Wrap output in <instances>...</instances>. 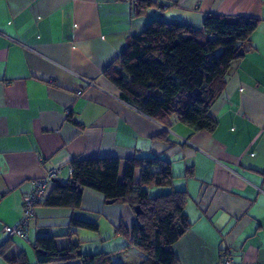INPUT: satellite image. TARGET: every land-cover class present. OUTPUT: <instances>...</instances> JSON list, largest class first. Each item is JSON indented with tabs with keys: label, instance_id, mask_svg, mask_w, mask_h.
<instances>
[{
	"label": "crops",
	"instance_id": "0c3cea01",
	"mask_svg": "<svg viewBox=\"0 0 264 264\" xmlns=\"http://www.w3.org/2000/svg\"><path fill=\"white\" fill-rule=\"evenodd\" d=\"M135 1L0 0V264H82L79 255L97 253L113 264L141 263L145 253L126 247L135 220L126 203H108L91 188L78 207L45 201L56 181L70 180L73 160L116 158L121 181L126 161L144 157L169 161L172 189L187 196L190 226L172 245L179 264H220L224 249L236 264H264V0H157L139 8ZM207 14L258 19L250 49L231 62L208 110L213 130L175 115L162 123L119 97L105 70L119 68L131 37L153 20L201 29ZM52 168L62 171L26 235L5 234L21 220L34 181ZM45 237L57 249L77 246L78 257L39 262Z\"/></svg>",
	"mask_w": 264,
	"mask_h": 264
},
{
	"label": "trees",
	"instance_id": "16d2710c",
	"mask_svg": "<svg viewBox=\"0 0 264 264\" xmlns=\"http://www.w3.org/2000/svg\"><path fill=\"white\" fill-rule=\"evenodd\" d=\"M156 4L157 0L135 1L136 8ZM257 24V18L220 14H207L201 29L153 20L129 39L119 68H107L105 75L119 89L123 101L148 116L166 123L175 115L195 130L211 131L216 121L208 110L225 85L231 62L250 49ZM137 165L140 178L135 183ZM71 166L70 180L56 181L45 205L78 207L85 188L100 192L106 201L126 203L135 211L126 247L135 246L145 253L139 264H179L172 245L190 221L184 211L185 192L172 189L169 161L159 157L130 159L121 181L116 158L78 159ZM152 187L169 191L152 196L145 189ZM74 224L95 227L80 221ZM37 250L41 263L78 257L77 246L57 249L51 237L41 238ZM79 257L82 264H113L108 253Z\"/></svg>",
	"mask_w": 264,
	"mask_h": 264
},
{
	"label": "built area",
	"instance_id": "2783aa9c",
	"mask_svg": "<svg viewBox=\"0 0 264 264\" xmlns=\"http://www.w3.org/2000/svg\"><path fill=\"white\" fill-rule=\"evenodd\" d=\"M80 78L82 84H92V82L86 78L81 76H77ZM82 84L78 88L75 89V93L77 95L82 93ZM62 171V168H52L50 169L46 175L42 178L36 179L34 181L33 190L23 197V214L19 223L15 225H6L3 228V231L8 236H21L24 237L26 235V231L28 228L29 221L35 215L36 206L42 201L43 193L48 185V183L56 178ZM70 172H72V168L70 167ZM220 264H236L232 257V252L229 249H224L221 253Z\"/></svg>",
	"mask_w": 264,
	"mask_h": 264
},
{
	"label": "rangeland",
	"instance_id": "374dc122",
	"mask_svg": "<svg viewBox=\"0 0 264 264\" xmlns=\"http://www.w3.org/2000/svg\"><path fill=\"white\" fill-rule=\"evenodd\" d=\"M148 190H149V194L153 196V195H156L155 193H157L158 188L157 187H152V188H150Z\"/></svg>",
	"mask_w": 264,
	"mask_h": 264
},
{
	"label": "water",
	"instance_id": "95a60500",
	"mask_svg": "<svg viewBox=\"0 0 264 264\" xmlns=\"http://www.w3.org/2000/svg\"><path fill=\"white\" fill-rule=\"evenodd\" d=\"M108 203H112L114 202L113 200H107ZM136 210V209H135ZM137 213V212H136Z\"/></svg>",
	"mask_w": 264,
	"mask_h": 264
}]
</instances>
